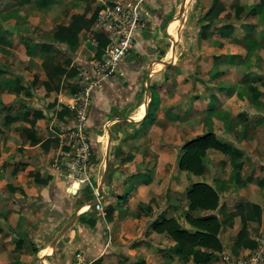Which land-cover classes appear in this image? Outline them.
<instances>
[{
    "label": "crops",
    "instance_id": "obj_1",
    "mask_svg": "<svg viewBox=\"0 0 264 264\" xmlns=\"http://www.w3.org/2000/svg\"><path fill=\"white\" fill-rule=\"evenodd\" d=\"M125 1L144 3L21 0L0 11L6 20L0 34V264H73L78 252L92 264H194L185 263L174 242L151 224L175 218L189 229L186 194L197 181L219 193L224 252L233 251L242 229V219L229 216L239 205L261 207L262 222H249L248 231L255 241L264 234V0H186L183 16V0H146L144 9L152 13L147 27L95 92L89 110L97 144L89 179L72 171L70 105L82 89V73L99 60L98 46L84 27L72 47L55 36L74 17L90 19L105 5ZM157 31L167 34L164 44L158 41L163 36L155 39ZM168 44L163 61L172 64L166 66L152 51ZM147 68L148 113L147 95H141ZM108 128L110 166L100 189ZM207 133L237 151L238 175L231 157L215 149L202 159L203 175L179 168L181 147ZM98 198L105 215L90 206Z\"/></svg>",
    "mask_w": 264,
    "mask_h": 264
},
{
    "label": "trees",
    "instance_id": "obj_2",
    "mask_svg": "<svg viewBox=\"0 0 264 264\" xmlns=\"http://www.w3.org/2000/svg\"><path fill=\"white\" fill-rule=\"evenodd\" d=\"M22 1L30 3L32 0ZM100 10L98 9L90 19L74 17L69 27H60L55 39L72 47L76 43L81 29L92 27ZM97 38V58L100 60L103 58L109 39L103 33L98 34ZM153 103L154 99L151 105ZM210 149L229 155L234 167L233 172L238 175L242 165L235 162L239 157L237 151L233 150L229 144L218 140L213 133L197 136L181 147L179 168L195 176L203 175L206 167L202 159ZM92 150L97 152L96 142L92 143ZM186 196L189 209L184 213V218L190 226L189 229L184 228L177 219L165 217L152 222V229L158 234H165L174 242L177 255L185 263L192 261L194 264H210L225 251V245L220 237L223 232L224 221L216 213L220 207L219 193L208 182L197 181L189 187ZM196 211H203L205 214L194 216L192 213ZM229 216L242 219V229L234 242L233 252L239 254L237 253L239 249L254 250L258 242L250 238L248 224L249 222H262L261 207L251 203L239 205L236 211L230 213ZM107 217H111V212L107 213Z\"/></svg>",
    "mask_w": 264,
    "mask_h": 264
},
{
    "label": "built area",
    "instance_id": "obj_3",
    "mask_svg": "<svg viewBox=\"0 0 264 264\" xmlns=\"http://www.w3.org/2000/svg\"><path fill=\"white\" fill-rule=\"evenodd\" d=\"M142 1L113 2L105 5L88 31L86 37L98 46V34H106L109 44L103 58L93 63L92 70L82 73L84 82L82 90L77 94L70 109L74 113L73 126L69 130L68 142L73 149L72 171L88 180L89 167L93 159L92 141L90 137L89 110L95 92L102 82L108 78L134 49L137 37L147 27ZM99 199V198H98ZM103 215L101 202L95 205ZM257 247L247 255L240 256L235 264H261L264 262V234L258 239ZM73 264H92L81 252L76 253Z\"/></svg>",
    "mask_w": 264,
    "mask_h": 264
},
{
    "label": "rangeland",
    "instance_id": "obj_4",
    "mask_svg": "<svg viewBox=\"0 0 264 264\" xmlns=\"http://www.w3.org/2000/svg\"><path fill=\"white\" fill-rule=\"evenodd\" d=\"M20 1L21 0H0V11L1 12H4L3 10H6V8H15V7H18L17 5H21L20 4ZM66 2H68V0H65ZM189 2V1H188ZM52 3H53V0H52ZM33 4V7H34V5H38V3H37V1L36 2H33L32 3ZM143 4H146V6H147V8H148V5H149V3L148 2H146V0H144V3ZM60 6V11L61 12H63L62 10L64 9V6L63 5H59ZM59 6H56L57 8H55V9H59ZM181 9H182V5L180 6V8H179V13H180V11H181ZM148 10V15L150 16L151 15V17H152V13L150 12L151 10H149V9H147ZM67 11V9L65 10V12ZM175 11H177V9L176 8H173L170 12H169V14H168V16H167V19H166V21L165 22H163V25H164V28H163V30L165 29V27H166V25L169 23V22H171L172 20H173V18H174V13H175ZM64 12V13H65ZM145 18H146V20H147V18H149V17H147V15L145 16ZM176 18V17H175ZM14 21H15V19H13ZM30 21H29V23L31 24V17H30V19H29ZM6 20H4L3 19V16H0V24H3V26H0V34H4V29L6 30V22H5ZM34 22V21H33ZM162 25V26H163ZM33 27L34 26H31L30 25V27H29V33H31V32H33L32 34L34 35L35 33H36V30H33ZM23 32V31H22ZM157 34L155 35L156 37H155V39H157L159 36H163V38L162 39H160V40H158L159 42H160V44H164L165 43V41H163L164 40V38L165 37H167V34L166 33H164V34H166V35H164V34H162L160 31H157L156 32ZM145 36H147V37H151V35H150V33L149 32H147V33H145ZM178 37H179V35L177 34V36H176V40L178 39ZM162 40V41H161ZM170 50L171 49V47H170V45L168 44V45H165V49H162V48H158V52H154V51H152V54H155V57L154 58H156V62H160L161 60H163L164 59V50ZM14 50H15V52H18V48H14ZM160 51V52H159ZM135 56H137L136 54H135ZM125 59V58H124ZM164 68H166V66L164 67ZM151 68H147V70L144 72V74L143 75H141L142 77H143V85H142V89H141V95H144V93H146V95H147V99H148V102L150 101V99H151V94H147L148 92H147V88H148V84H147V79H148V71L150 70ZM118 69H116L115 71H117ZM117 73V72H116ZM111 76V75H110ZM154 78H156V76H154ZM151 81H152V77H151ZM82 89L80 88V90H79V92L81 91ZM101 184V183H100ZM123 201V200H122ZM232 252V253H231ZM240 257V254H235L233 251H227V252H223L222 254H220V256H219V258H218V261L219 262H221V263H223V264H235L236 262H237V259ZM188 263V262H187Z\"/></svg>",
    "mask_w": 264,
    "mask_h": 264
},
{
    "label": "water",
    "instance_id": "obj_5",
    "mask_svg": "<svg viewBox=\"0 0 264 264\" xmlns=\"http://www.w3.org/2000/svg\"><path fill=\"white\" fill-rule=\"evenodd\" d=\"M185 3H186V0H183L182 1V9L180 11V16H183L184 14V9H185ZM161 63L165 64L166 66L172 64V63H168V62H164L163 60L160 61ZM147 84H148V88H147V94H151V88H150V77H148V80H147ZM147 108H146V112L148 113L149 112V107H150V102L147 103ZM108 146H107V150H106V156H105V171H104V174L102 176V180H101V184H100V189L102 188L103 184L105 183V179H106V175H107V172H108V169H109V166H110V144L112 142V131L110 130V128H108ZM106 200V199H105ZM104 199H97L95 201H93L90 206H93V205H96L97 203L99 202H103ZM76 221V217L74 218V220L68 225L66 226L65 228H63V230L60 232V234L57 236V238L53 241L52 243V247L54 248L55 245H56V242L60 239V237L72 226V224H74Z\"/></svg>",
    "mask_w": 264,
    "mask_h": 264
}]
</instances>
